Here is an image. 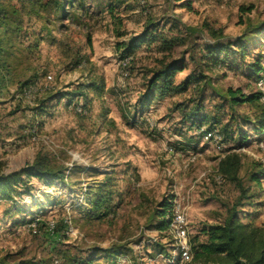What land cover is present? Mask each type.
I'll list each match as a JSON object with an SVG mask.
<instances>
[{
    "label": "rangeland",
    "instance_id": "rangeland-1",
    "mask_svg": "<svg viewBox=\"0 0 264 264\" xmlns=\"http://www.w3.org/2000/svg\"><path fill=\"white\" fill-rule=\"evenodd\" d=\"M50 1L33 10L26 0H0L15 69L0 84V177L31 171L38 156L57 173L48 182L23 174L13 199L0 198V263L75 264L116 251L115 264H173L181 254L176 211L185 215L191 251L206 241L205 226L235 211L264 225V134L254 130L264 121V79L252 77L238 53L215 58L207 50L243 40L259 53L264 0H87L89 14L79 21L72 12L65 22ZM151 24L184 40L174 59L186 69L175 82L190 84L143 106L152 71L167 56L156 45L131 55L121 47ZM231 89L262 99L235 105ZM194 109L205 118L201 127L190 122ZM229 158L240 164L237 181L221 168ZM107 172L117 213L98 220L85 202ZM169 199L172 226L159 232L154 214Z\"/></svg>",
    "mask_w": 264,
    "mask_h": 264
},
{
    "label": "trees",
    "instance_id": "trees-1",
    "mask_svg": "<svg viewBox=\"0 0 264 264\" xmlns=\"http://www.w3.org/2000/svg\"><path fill=\"white\" fill-rule=\"evenodd\" d=\"M26 1L28 5L32 6L33 10H37L39 5L42 7L48 6L43 5L41 0ZM49 5L52 6L50 11L53 12L61 22L69 21L72 12L79 21H82L83 17L89 14L87 0H51ZM111 10H113V8H111ZM242 11L246 13L251 12L252 8H243ZM15 13L18 14L19 12L15 11ZM3 19L5 21L6 15L3 9H0V84L12 81L14 74L13 70H15L8 59V46H13L11 38L14 37L13 34L10 33L11 27L3 22ZM258 29L259 28L255 29L256 31L253 32V36H256V34L260 32H258ZM213 34L216 38H219L217 33ZM183 43L184 40L182 38L171 35V30L166 33L163 28L160 29L159 24H151L149 31L143 37L122 45L121 49H123L125 55H131L143 44H147L149 47L154 45L160 47V53L167 56L166 60L168 63L164 61L161 67L152 71L153 75L148 83V93L143 102V106H147L148 102L151 100L158 98L163 99L168 96H177L188 91L190 81L180 84H176L175 82L178 72H182L186 69V65L182 63L184 62L183 60L174 59L176 49L182 46ZM260 47L263 49L259 53L252 54L249 51L247 43H244L243 40H239L236 43L217 42L214 45L208 46L207 50L209 54L215 58H220L221 56L226 57L229 53L233 55L238 53L240 55L238 59L246 63L245 65L248 67L251 76L264 79V41H262ZM234 48H237V50ZM247 51L249 55L251 54L250 56H252V61L250 62L246 61ZM170 58H172L171 61ZM221 61L222 60H220V62ZM94 89L101 90L102 87L95 84ZM229 95L235 105H239L240 103L249 105L258 104L262 99L261 93L247 96L240 90L233 91L232 89L229 90ZM69 96H72L73 99V95ZM44 110L43 108L41 111ZM197 112L198 110L194 109L191 110L188 115H192L190 122H192L193 125H199V127H201L205 123V118H203V115L199 116ZM254 130L264 134V121L256 124ZM246 136L247 135L244 136L242 132L243 140H247ZM235 160H230V158L225 159L221 164L223 171H225L233 181H237V175L240 170V164L237 159ZM89 171V173H91L92 170ZM23 174H32L47 182L57 176V173L51 170L49 161L41 156L37 157L31 171ZM23 174L16 173L0 177V198L7 200L13 199L16 188L21 183H25ZM100 175L101 174H93L91 176L98 177ZM103 175H105L104 182L100 187H93L89 191V195H87L89 201L87 200L85 202L86 205L91 206V216L98 220L112 213H117L116 205L113 203L115 193V191H113V174L107 172ZM58 176L61 177V175ZM261 178L260 175H254V183L261 186ZM92 193L94 194L91 195ZM171 199L160 204V209L154 214V217L157 218V222L156 225L153 226L159 232L168 231L172 226L173 203ZM239 214V212L235 211L231 213L223 223L205 226L201 230V235H204L206 241H195V244L192 246V251L190 250V264H264V225L257 226L253 221L245 222L244 219L240 218ZM115 253L116 251H105L100 255L93 253L86 257H81L82 259L75 261V264H97L99 258L105 260L106 264H115V259H113ZM181 261L182 254L175 259L173 264H180ZM0 264H5V262Z\"/></svg>",
    "mask_w": 264,
    "mask_h": 264
},
{
    "label": "built area",
    "instance_id": "built-area-1",
    "mask_svg": "<svg viewBox=\"0 0 264 264\" xmlns=\"http://www.w3.org/2000/svg\"><path fill=\"white\" fill-rule=\"evenodd\" d=\"M173 222H174V231L177 240L180 243L182 258L186 260H190L191 259L190 245L188 242L187 224L184 213L181 211H176L174 214Z\"/></svg>",
    "mask_w": 264,
    "mask_h": 264
}]
</instances>
